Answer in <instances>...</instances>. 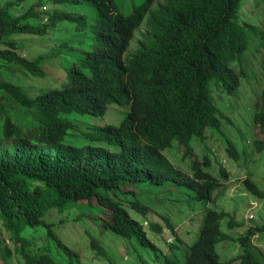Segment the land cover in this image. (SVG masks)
Masks as SVG:
<instances>
[{"label": "trees", "instance_id": "1", "mask_svg": "<svg viewBox=\"0 0 264 264\" xmlns=\"http://www.w3.org/2000/svg\"><path fill=\"white\" fill-rule=\"evenodd\" d=\"M52 1L56 6L54 14L50 15L52 24L75 21L71 9L79 5V0ZM245 1L143 0L139 6H133L130 10L133 14L122 34L125 40H129L139 26L143 13L159 14L156 18L149 17L148 41H142L131 55L132 60L125 71L124 87L112 88L111 81L100 87L81 86L80 84L86 83L85 78L92 70L87 73L71 70L66 73L65 86L50 89L45 87L34 98L8 84L2 72L5 70L8 77L15 67L26 75H32L30 71L38 70L37 63L28 62L21 57L17 53L16 44L9 40L14 34L31 31V27L26 24L29 14L15 17L10 12L11 6L0 7V92H9L6 95L0 94V170L2 157L8 151L6 169L24 176L29 183L33 172L29 167L30 153L23 142L48 140L45 143L52 146L61 135L73 131L81 138L74 144H68L64 150V155L72 161L68 162L70 167L57 170L55 174L58 175L49 186L63 189L65 208L81 200L90 202L94 199L103 212L112 215L113 224H104L95 215L86 212L77 215L74 210L77 217L74 222L78 221L80 226L85 227L83 234L91 241L95 254L111 262L113 256L102 248L101 242L110 239L108 231H111L113 235L125 239L118 243L126 245L125 250L131 251L138 264H147L145 254L149 250L156 264H198L201 251L204 248L211 249L216 239L224 238L215 217H210L209 213L205 215L199 234L190 247L185 238V245L182 238H175L165 251L152 240L161 231L158 225H150L153 237H148L139 228V220L131 219L128 208L120 206L116 201L120 199L124 186H138L142 183V187L147 190L153 188L159 196L176 192L184 194L189 201L209 197L207 190L201 189L203 183L189 178V181L186 180L187 176L170 163L164 150L170 149L175 143L177 149L184 151V159L191 139L199 142L207 140L205 128L209 129L211 137L218 133L226 139L221 128L223 115L216 107V102L220 100L222 92L232 94L239 87L240 80L246 76L244 65L255 61L253 54L257 51L264 53V0H250V12H259L260 15L252 23H249V14L241 11ZM239 12L244 15L239 16ZM259 42L258 46H254ZM115 43L120 45L119 41ZM86 60L81 57L82 64H86ZM257 62L264 66V57ZM112 67L124 73L119 58L110 61L109 69ZM104 73L105 71L100 70L94 72L91 80ZM58 79L64 83V79ZM263 79L264 77L262 81ZM128 92L134 97V103L130 113L118 126H93L76 134L78 123H70L66 120L67 116L61 117L65 113L101 117L108 105L123 106L118 100L127 98ZM6 97L20 109L19 112L12 110L10 114L4 109ZM155 97L163 104H170L166 115L146 112L155 102ZM258 97L259 100L255 103L257 107L254 105L257 111L253 122L261 131L264 128V87ZM221 98L223 99L222 96ZM148 101L151 104L145 106ZM253 144L257 150L262 151L264 136ZM226 145L228 153L237 159L235 147L228 139ZM208 165L209 159L205 157L204 166ZM198 166L193 170L200 174L199 178L214 179ZM221 174L224 175L223 170ZM246 188L251 195L262 197L255 184L248 182ZM29 192L34 194L33 198L39 203L47 198L43 185L33 183ZM138 197L131 192L126 203L131 211L146 218L148 207ZM160 206L161 197H156L150 211L154 214L155 209ZM32 213V204L27 203V199L25 202L18 195L10 198L0 193V237L5 234L16 241L17 233L24 226L29 224L30 228H35L40 225L44 211L34 216H31ZM161 219L169 230H174L168 219ZM45 232L46 239L55 245L58 239L51 226H46ZM254 232H264V225L249 230L240 239L243 254L239 258V264H258L249 244V237ZM4 243V239H0V251L4 254V264H7L13 252ZM172 246L179 248L181 252L177 254ZM16 254V260L21 255L25 264H50L39 254L36 255L38 259L35 262L31 260L27 251L23 250V245L16 250ZM214 259L216 263V258Z\"/></svg>", "mask_w": 264, "mask_h": 264}, {"label": "clouds", "instance_id": "2", "mask_svg": "<svg viewBox=\"0 0 264 264\" xmlns=\"http://www.w3.org/2000/svg\"><path fill=\"white\" fill-rule=\"evenodd\" d=\"M21 1L23 0L6 1L0 7L11 6L10 12L15 17L22 16L27 13L29 14V18L26 20V24L31 27V31H23L22 33L14 35L29 38L28 43H26L25 41H21L20 45L22 47L25 46V50L27 51L26 53H31L26 57L21 56L18 51L17 53L21 57L28 60V62H36L38 70L37 72L29 70L32 75H26L24 71L19 70V72L22 74L21 77L15 75L12 80L7 79L8 77L5 70H2V72L4 79L8 84H11L13 88L17 87L21 92L33 98L36 97L37 94H39L45 87L50 89L65 86L67 79L66 73L71 70L84 71V73H87V71H89L90 69L92 70L89 76L85 78L86 83L80 84L81 86L100 87L108 85L106 83L111 81L112 85H110V87L112 88L113 86H116L118 88H121L122 86L124 87L126 83L125 71L130 61L132 60L131 55L136 52L138 46H140V43L142 41L144 43L148 41L147 26L150 23L149 17L152 16L153 18H156L159 14V12L143 13L141 23L132 33L130 39L125 40L122 35L123 29L125 28L127 21L132 16L133 12H130L128 14L119 12L115 5V0H79V3H86L93 9V21L89 23L86 20V16L81 14H73L75 21H72V23L60 22L57 25L56 23L52 24L50 20V15L54 14V10H52L50 6L54 5V2L52 0H38L35 5L25 7L22 12L17 14L14 9V5ZM137 31L140 32L139 37H135ZM12 37L13 36H11V38ZM11 38L9 40H11ZM35 40H40L41 44L36 43ZM11 41L14 42L13 40ZM116 41L120 42L119 46L117 43H115ZM131 44L135 45V50L132 53H128V49ZM40 48L46 49V53L35 55L34 53L38 54L37 50ZM61 57L70 61V65H68L67 68H64L61 65ZM81 57L87 59L86 64L81 63ZM46 58L55 60L57 64V77L55 78L53 84L38 87L28 86L25 83L27 78H32L35 81H41L43 79L44 70L42 68V63ZM116 58H119L120 65L124 73H121L114 67L109 69L110 61ZM98 70L105 71V73L101 77L95 80H91L92 74ZM39 76L42 78H40ZM58 77L64 79V83H62L58 79ZM128 93L129 96L127 98H125L124 100H118L123 104V106L110 104L107 106L104 114L101 117L79 115L76 113L61 114V117L63 118L64 116H67L66 120L70 123L80 124L81 128L77 126L76 134H80V131H84L87 128L93 127L92 125L82 127L81 123L77 122V120H82L81 117L84 116L103 120L109 113V115L111 116V123H107L97 127L104 128L110 125L118 126L120 122L127 116V114L130 113L131 107L134 103V97L132 96L131 92ZM0 94L6 95L9 94V92H0ZM5 99H7V97ZM155 99V102L149 107V109L146 110V112L151 111L157 115H166V112L170 108V104H163L160 99H157V97H155ZM150 104L151 101H148L145 106H148ZM3 105L4 109H6L7 112L11 114L12 109L6 108L5 100ZM117 109H125L126 111L125 117L119 122H117L115 115ZM19 111L20 109L17 107L15 112ZM224 119L225 117L223 116L221 120L222 125L225 122L227 123L226 119ZM70 133L61 135L58 139V142L56 141L57 143L52 146L45 143L48 140H26L23 142L30 153L31 162L29 164V167L33 172V176L29 183L24 176L15 174L6 169V154L8 151L2 157V167L0 170V193H2V195H7L10 198H13L14 195H18L19 198L24 199L25 202L27 199V203H31L33 207V213L31 216L38 214L40 211H44V214L42 215L43 217L41 218V224L37 225V227L35 228H30L28 226L29 224L27 226H24L22 231L17 233L16 241H12L11 239H9V237L5 236V234L0 237V239H4V245L8 246L9 250L13 252V256L8 260L7 264H25L21 255L16 260V258L18 257V255L16 254V250L21 249V245H23V250L27 251V255L31 258V260L34 261L35 259H38L36 255L39 254L40 257H44L46 259V263L50 264H95L97 259L103 260L109 264H120L121 260H126L128 258V255L125 251L126 245L121 244L124 248L122 254H120L116 248V246L120 245L118 242H121L125 239H122V236L113 235L111 231H108V233L113 237L110 244L114 245L115 251L111 252L108 247L104 243H102V248H104L107 253H111L113 256L111 262H108L105 258L97 256L95 254V249L92 248V244L89 238L87 239V243L82 248H77L78 235H83L84 230L77 224L78 221H73L74 227L71 229V232H66L64 234L58 235L54 231V225L58 222L68 224L70 222V215L74 213V210L76 211L80 206L99 208L100 216H96V219L97 217L102 219L104 221V224H113L112 215L108 212H103V209L97 205L94 199L90 202L81 200L75 203L73 206H68L65 208L66 202L63 198L65 194L62 192L63 189L60 187L49 186V183L55 178V176L58 175L55 174L57 170H59L60 168L66 170L68 167H70L68 162L71 160L69 157L64 155V150L68 144H74V142L80 140L81 138L80 136L75 135L73 131ZM205 135L207 140L203 142H199L194 138L191 139L188 145V154L184 159L182 158L184 151L182 149H177L178 156L176 159V164L171 160L172 158H169V156H167L166 154L168 153L169 149L164 150V155L168 158L171 164H173L187 176L186 180H200L203 183L201 189L205 188L209 194L208 198L202 200H194L197 202L204 201L207 204H213V208H207L204 212L202 221L197 228L198 234L202 227L205 215L209 213L210 217L216 218V224H218L220 232L224 235V238L215 240L211 249L204 248V251H201L202 255L197 259L198 264H203V259L205 264H239V258L243 254V247L240 243V239L243 238L246 232H248L249 230H255V228L263 226L264 218L262 223L256 224L255 222L257 221V218L255 215L252 214L248 218L243 217V215L241 216V214L239 213L228 210L226 207L227 198L230 199L235 192H240L242 194L243 190L245 194L257 199H261L262 201L264 200V196L261 193V190H259L256 183L251 181L252 175L250 173H247L246 178L244 179H241L240 176H235V174L232 175L233 181H238V189H236L232 188V184L229 185L227 183V181L229 180V174L224 170V168L221 167L223 165L218 161V158L217 162H215L217 174L209 170V167H211L214 162V159L210 158V152L213 153L214 144L218 145L219 142L214 139V136H210L209 129L207 128H205ZM27 136L30 137L29 134H27ZM224 141L226 144V139H224ZM173 145H175V143ZM216 148L217 147H215V150ZM221 148H223L227 152V155L231 158L233 163H235L234 160L236 162L238 161V157L237 159H235L228 153L227 145L222 146ZM257 151L261 152V150ZM205 157L209 159L208 167L204 166ZM198 164H200L201 166L199 167ZM196 166H198L199 169L201 168V171L210 174L214 179L207 180L205 178H199L200 174H196L193 170V168ZM221 170H223L225 176L221 174ZM216 175H219L222 180L216 178ZM248 182L256 185L262 195L261 198L255 197L248 193V190L246 188V183ZM33 183H37L39 186L43 185V187L47 191V198L42 203L36 201L33 198L34 194H31V192H29L30 185ZM142 185L143 183L139 184L138 186H124L121 189L120 199L117 200L116 203L120 206L125 205L128 208L130 218L139 220L137 221L140 225L139 228L142 232H145L147 236L149 235V233L152 235L150 230L151 224L155 226L158 225L161 230L163 229L164 232H168L170 234V238L168 240L162 239L161 241H159V246L163 247L166 251L167 247L173 244L175 238H182L181 231L178 225L175 224L167 215L160 216V219H158L159 222L154 220L152 218L153 212L150 211L152 207L148 208L146 218L141 217L135 211H131L129 209V205L126 203V198L131 192L135 193L137 197L145 196L146 200L154 199L149 190L142 187ZM229 187L233 189L231 192L229 191ZM64 192H66V189ZM245 194L242 195L247 196ZM216 200H221L222 203L217 205ZM131 214H133L135 218H133ZM154 214L160 215V213L157 211ZM161 217L169 220L172 227H174L173 231L169 230V228L166 226V223L161 219ZM46 226H51V229L57 236L58 240L55 245H52L46 239ZM103 228L107 229L104 227V225ZM235 231H237L238 234L234 239L240 247V253L236 254L227 262H222L220 261L217 254L216 245L226 242L230 238L229 235ZM256 235H261L264 238V232H254L249 237V244L251 247V251L255 256L256 262L258 264H264V251L262 247L260 250L252 244L251 239ZM172 248L174 249V251L177 249V247L174 246H172ZM0 253V264H4L5 258L3 251H0ZM167 255L168 254H165V256ZM214 257L216 258V263ZM13 260H15V263L12 262Z\"/></svg>", "mask_w": 264, "mask_h": 264}, {"label": "rangeland", "instance_id": "3", "mask_svg": "<svg viewBox=\"0 0 264 264\" xmlns=\"http://www.w3.org/2000/svg\"><path fill=\"white\" fill-rule=\"evenodd\" d=\"M6 1H13V0H0V6L6 2ZM38 0H23L21 2H18L14 5V9L16 13H20L24 10L25 7L33 6L36 4ZM143 0H115V5L119 12L123 14L130 13V10L133 6H139L142 3ZM250 0H246L242 7L241 11L246 12L245 14H249L248 18H250L249 23H252L253 20H257L260 15L259 12H250L252 9L250 7ZM52 10L56 8L55 5H50ZM71 11L74 12V14H81L86 16L87 22H92L94 19V11L93 9L86 3H79V5L75 8H72ZM22 15V14H21ZM239 16H242L241 12L238 13ZM140 32L137 31L135 34V37H139ZM11 40H13L17 46V51L19 54L23 57L28 56L30 53H26L25 46L22 47L20 45L21 41H25L26 43L29 42V38L27 37H20L18 35H14ZM36 43L41 44L40 40H35ZM260 44L257 43L254 46H258ZM254 49H257L255 47ZM135 50V45L131 44L128 53H132ZM258 50V49H257ZM46 49L40 48L37 50V53H34L35 55H41L46 53ZM264 57V53L261 51H257L255 54H253V60L249 64H245V78L240 80L239 87L233 91L232 94L227 92H222L220 96V100L216 102V105L222 115L225 117L226 121H229L230 123H223L222 125V132L225 135V138L228 139L231 144L235 147V150L238 155V161L235 163L232 162L231 158L227 155V152L221 148L222 146H226L224 138L219 136L218 133H215L214 139L218 141V145L214 144L213 153L210 152V158L214 159L213 164L211 167H209V170L215 174H217V168L216 163L217 158L218 161L224 166H221L224 168V170L229 174V180L227 183L229 185L232 184V188L238 189V181H233L232 175L235 174V176H240L241 179L246 178V174L250 173L252 175L251 181L255 182L258 186L259 190H261V193L264 196V149L261 152H258L254 146V141L260 139L264 136V128L261 129V131L257 128L258 126L254 125L253 119L254 115L256 114V108L257 107L256 102H258L259 97L258 94L261 92V89L264 87V79L262 81V77H264V66H260L258 64V60H262ZM60 63L64 68H67L68 65H70V61L67 59L61 57ZM42 68L44 70V77L41 81H35L32 78H27L25 83L28 86H44V85H51L53 84L55 78L57 77V64L55 60L46 58L42 63ZM20 69L15 67L13 69V72L8 75V80H12L15 75L18 77H21V73L19 72ZM63 77V75H62ZM32 92V91H31ZM6 108H11L12 110L16 111L17 106L12 103L10 100L5 99ZM113 107V106H112ZM116 120L119 122L122 120L125 115L126 111L125 109H117V112L115 113ZM82 120H77V122H80L82 127H86L87 125L92 126H100L107 123H111V116L109 113L106 115V117L103 120L95 119V118H89V117H81ZM224 119V120H225ZM78 126L80 127V124L78 123ZM81 128V127H80ZM207 133V132H206ZM220 146V147H219ZM198 147V145H197ZM215 147L216 150H215ZM169 158H172L171 160L176 164V159L178 156V151L176 145H173L171 149L168 150V153H166ZM219 180H222V178L219 177V175L215 176ZM244 187V186H243ZM229 187V191L231 192L233 189ZM153 188L149 189V192L152 194L154 199L156 197H161V206L157 209H155L157 212L160 213V215L153 214L152 218L159 222L158 219H160V216H169L171 220L178 225L181 231V237L182 240L185 238L186 244H188V247L192 245L194 240L197 237L198 234V225L202 221V217L204 215V212L207 208H213V204H207L204 201L197 202V201H189L187 197L182 193H176L171 192V194L164 193L161 194V196L156 195ZM246 191V189H245ZM247 193V191H246ZM244 190H243V193ZM240 192H235L234 195L229 199L227 198L226 207L228 210L239 213L243 217H250L252 214L256 216L257 221L256 224H260L263 222L264 218V200L257 199L254 197H251L247 194V196L242 195ZM139 201L144 202L148 208L151 207L153 199L146 200V197H138ZM261 201V202H259ZM221 200H216V204H221ZM125 208H127L124 205ZM81 212H86V214H91L92 216H100V209L95 207H89V206H80L75 213L78 215ZM133 218L135 216L131 214ZM51 218V217H49ZM74 213H72L69 217V223H57L54 225V231L58 234H64L66 232H71L73 221L76 219ZM55 220V219H54ZM77 224L80 226V224L77 222ZM145 226V225H144ZM82 227V226H80ZM146 227V226H145ZM85 229V227H82ZM90 233V232H89ZM149 233V232H147ZM238 232L235 231L231 233L229 236L230 238L223 243H219L216 245V251L219 256L220 261L227 262L229 259L234 257L236 254L240 253V247L235 241V237L237 236ZM149 237H152V235L149 233ZM110 239L106 241H101L104 243L108 249L111 252L115 251L114 245H111L110 242L112 240V236H109ZM170 238V234L168 232H164L163 229L160 231L158 235L153 237V241L159 246V241L162 239L168 240ZM88 237L86 235H78V244L77 248H82L87 243ZM252 244L261 250V247L264 251V238L261 235H256L252 239ZM185 245V243L183 242ZM39 245V244H38ZM118 252L120 254L123 253V246L120 244L119 246H116ZM128 258L126 260H121L120 264H138L137 260L133 258L132 253L130 250H125ZM177 254L181 252L179 248L175 250ZM120 259V258H119ZM145 260L147 261V264H156L153 261V254L149 250L147 254H145ZM15 263V260L12 261ZM100 263H106L109 264L103 260L97 259L95 264Z\"/></svg>", "mask_w": 264, "mask_h": 264}]
</instances>
